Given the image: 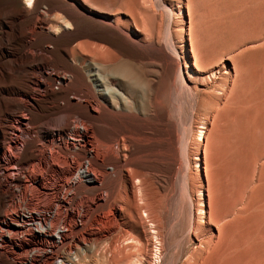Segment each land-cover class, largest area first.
I'll use <instances>...</instances> for the list:
<instances>
[{"label": "rangeland", "instance_id": "1", "mask_svg": "<svg viewBox=\"0 0 264 264\" xmlns=\"http://www.w3.org/2000/svg\"><path fill=\"white\" fill-rule=\"evenodd\" d=\"M11 1L19 15H0V103H7L9 111L17 105L33 114L52 93L51 77H41L44 91L34 105H27L19 91L33 93L34 89L15 81V76L28 80L34 69L46 68L49 73L56 69L42 66L50 43L31 49L36 35L18 34L21 19L38 16L35 0L30 5L26 0ZM82 1L76 0L87 15L113 21L130 34L118 36L115 45L97 41L110 47L103 61L112 65L104 70L100 64L92 66L98 77L129 73L140 83L142 98L138 95L137 100L117 80L102 87L114 89L124 104L136 108L132 112L138 117H131L130 126L137 128L132 131L142 140L136 141L132 156L138 165L128 167L117 188L107 183L104 189L80 193L76 185L67 184L70 176L52 172L49 146L43 148L42 157L34 145L32 151L46 165L35 172L30 167L19 172L24 183L15 189L19 205L12 204L11 209H24L32 190L27 184L44 178L49 191L31 192L40 201L38 210L53 221L57 218L68 232L65 245L80 239L86 255L75 262L70 254L74 264H260L264 254V0H89L103 12L85 7ZM55 12L48 14L53 17ZM5 30L15 37L7 41ZM5 51L18 59L14 70L9 69ZM83 100L79 98L86 104ZM66 105V100L57 99L51 108ZM140 106L142 111L137 109ZM1 123L0 141L7 143L8 124ZM60 127L46 123L52 131L49 139L59 145L61 154L74 158L85 148L66 146L64 134L55 133ZM40 129L33 119L24 141L36 144L44 128ZM201 130L199 141L196 133ZM22 144L15 153L5 154L6 160L20 162L25 153ZM0 188L6 196L10 192L2 175ZM15 242L27 250L16 255L0 245L6 257L3 264H15L29 257L31 250L35 262L47 264L60 247L51 240H36L28 231Z\"/></svg>", "mask_w": 264, "mask_h": 264}, {"label": "bare ground", "instance_id": "2", "mask_svg": "<svg viewBox=\"0 0 264 264\" xmlns=\"http://www.w3.org/2000/svg\"><path fill=\"white\" fill-rule=\"evenodd\" d=\"M69 1L70 3H65L64 0H35V4L39 8L38 16L21 19L18 31L20 36H24L28 32L36 35L37 41L31 49L39 48L43 42L50 43L49 56L44 59L42 66L49 64L56 69L54 73L46 72L44 70L46 68L41 71L38 68L34 69L31 73L32 78L29 77L28 80L17 74L14 78L15 81L20 80L21 84L25 85L24 87L29 83L34 89L33 93L26 89H20V99L27 105L34 103L45 88L44 79H41L43 75L51 77V95L39 104L33 114L29 110L17 107V105L15 106L16 110L9 111L7 103L4 105L0 103V132L2 128L4 129L3 123H1L3 121L8 124L10 134L7 143L0 141V175L10 186L7 196L5 195L7 192L0 188V245L7 246L10 252L16 255L21 254L27 248L25 249L15 241L16 237L24 231H28L36 240H51L56 245L60 244V247L50 256L51 262L47 264H55L57 260H60L59 264H74V258L72 260L70 254L75 257V262H78L80 256L86 255V252L81 250L79 238L74 239L71 244L65 245L64 237L68 236V232H65L64 228L59 225L57 218L53 221L50 216L38 210L37 205L40 201L37 202L38 197H34L31 191L47 193L50 188L44 178L43 180L35 179L29 186L27 184V187L32 190L29 192V199L27 198L28 201L24 204V209L21 211L11 209L12 204L13 207L19 205V198L15 197V189L24 183V180L18 177L19 172L25 173L28 171V167L32 172L43 168L46 165L44 159L42 161L43 148L49 146L52 172L57 171L64 176H70L71 180L67 181V184L76 185L75 188L78 192L101 190L107 183H111L114 188H117L122 178L127 177L128 167L138 165L132 156L134 147L142 141L137 140V136L140 134L134 133L132 131L134 127L130 126L131 117H138L136 113L134 115L132 112L135 107L124 104L123 98L114 89L108 86L105 90L102 88L108 81L117 80L127 87L130 94H133L134 99L137 100L138 95L140 96L138 99L142 98L139 81L129 73H122L123 77H98L94 73L96 66H92L93 63L100 64L102 65L101 69L104 70L110 69V65H112L111 62L103 61V56L107 58V54L110 53V47L100 45L97 41L115 45L118 42V36L130 37V34L126 30H121L113 21L97 20L87 15L82 9L80 10V5L76 0ZM82 2L85 7L91 10L104 11L101 6L91 3L89 0ZM40 3H45L46 8L42 9ZM52 9L56 10L54 14L50 13L53 17L48 14V11H52ZM0 15L16 17L19 15V9L11 0H0ZM6 32L5 39L7 41L15 37L14 33H9L8 30ZM182 51L185 61L188 62L186 51L184 49ZM103 53L105 54L102 55ZM3 56L9 61V69L14 70L15 63L18 61L17 57L10 51H5ZM56 85L58 90H55L54 86ZM79 98H84L86 104L80 103ZM57 99L66 100L67 105L51 108V103L55 104ZM48 108H51L50 111ZM140 108L141 106L137 109L142 111ZM33 119L38 123L39 128H44L37 138L36 144L29 143L30 141L27 143L23 139L26 138L24 135L29 132L28 126ZM49 122L61 125L55 133L61 137L64 134L63 141L66 146L83 145L85 150L77 152L75 157H72L73 159L63 155V152L61 154V151L56 149L59 145L49 139L52 136V131L46 128V123ZM135 129L137 128L135 127ZM202 138L201 130L198 135L196 133V139L201 141ZM19 142L24 144L23 158L20 162L13 158L6 160L5 154L15 153ZM34 145L40 148L42 157L41 155L38 157L32 151ZM54 149L56 150L54 151ZM71 163H73L71 168L63 169L65 165L70 166ZM51 177L52 175L46 178ZM113 189L111 190L113 191ZM60 201L63 199H59ZM33 255V250H31L29 257H25L15 264H38L32 257ZM4 260L6 261V257L0 253V264H3ZM260 264H264V254L260 259Z\"/></svg>", "mask_w": 264, "mask_h": 264}, {"label": "snow or ice", "instance_id": "3", "mask_svg": "<svg viewBox=\"0 0 264 264\" xmlns=\"http://www.w3.org/2000/svg\"><path fill=\"white\" fill-rule=\"evenodd\" d=\"M26 3H28L30 5L31 4V0H26Z\"/></svg>", "mask_w": 264, "mask_h": 264}]
</instances>
